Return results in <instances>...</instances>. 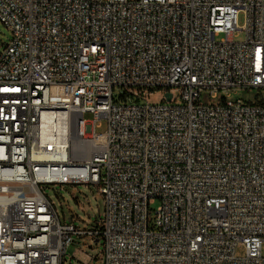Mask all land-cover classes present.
Masks as SVG:
<instances>
[{
    "label": "built area",
    "instance_id": "obj_1",
    "mask_svg": "<svg viewBox=\"0 0 264 264\" xmlns=\"http://www.w3.org/2000/svg\"><path fill=\"white\" fill-rule=\"evenodd\" d=\"M0 20V264H63L86 236L103 264H264V98H227L264 89V0H0ZM52 184L98 187V227L63 223Z\"/></svg>",
    "mask_w": 264,
    "mask_h": 264
},
{
    "label": "rangeland",
    "instance_id": "obj_2",
    "mask_svg": "<svg viewBox=\"0 0 264 264\" xmlns=\"http://www.w3.org/2000/svg\"><path fill=\"white\" fill-rule=\"evenodd\" d=\"M245 24L244 14L239 16V25ZM234 39L236 41H244L246 38L245 31H238L235 33ZM12 31L0 20V51L3 47L9 43L12 39ZM135 91L138 87L134 88ZM141 94L147 98L152 104L169 103L165 98L163 89L159 88H143L139 90ZM123 89L117 87L114 91V97L116 100L121 99ZM175 103H181L180 92L178 89L174 91ZM226 97L225 93H220L217 98H211L208 94H202L201 100L204 103L217 104ZM59 99H65L64 96L58 97ZM231 100L238 98L243 99L246 102H255L264 98V89L253 87L251 89L237 88L230 92L229 97ZM127 101H138L141 103L146 100L141 98H130ZM94 115L92 113H85L84 118L88 121L92 120ZM96 132L104 133L107 130V120L102 119L98 122V126L95 128ZM105 173V172H104ZM44 192L48 195L50 200L54 203L61 221L69 222L73 221L81 228L94 229L97 228L104 211V196L100 193L98 187L94 185L85 184H67V185H45ZM159 206V202L156 201L150 205L152 217L155 215V211ZM71 219V220H69ZM102 240L97 241L94 236L77 237L76 242L71 245L65 255L66 260L63 264H86L84 257L86 254L94 256V260L89 264H103L102 259ZM75 254V256H74ZM245 247L240 244L237 248V256H244Z\"/></svg>",
    "mask_w": 264,
    "mask_h": 264
},
{
    "label": "bare ground",
    "instance_id": "obj_3",
    "mask_svg": "<svg viewBox=\"0 0 264 264\" xmlns=\"http://www.w3.org/2000/svg\"><path fill=\"white\" fill-rule=\"evenodd\" d=\"M63 120L61 117H52L51 114H45L43 123V134L45 137L61 136Z\"/></svg>",
    "mask_w": 264,
    "mask_h": 264
},
{
    "label": "water",
    "instance_id": "obj_4",
    "mask_svg": "<svg viewBox=\"0 0 264 264\" xmlns=\"http://www.w3.org/2000/svg\"><path fill=\"white\" fill-rule=\"evenodd\" d=\"M171 96H172V94L170 92L166 94V98H167L168 101L171 100ZM69 220H71V219H69Z\"/></svg>",
    "mask_w": 264,
    "mask_h": 264
}]
</instances>
